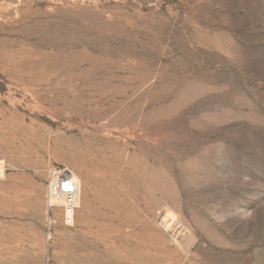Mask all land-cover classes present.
Returning <instances> with one entry per match:
<instances>
[{
	"label": "rangeland",
	"instance_id": "obj_1",
	"mask_svg": "<svg viewBox=\"0 0 264 264\" xmlns=\"http://www.w3.org/2000/svg\"><path fill=\"white\" fill-rule=\"evenodd\" d=\"M0 264H264V0H0Z\"/></svg>",
	"mask_w": 264,
	"mask_h": 264
},
{
	"label": "built area",
	"instance_id": "obj_2",
	"mask_svg": "<svg viewBox=\"0 0 264 264\" xmlns=\"http://www.w3.org/2000/svg\"><path fill=\"white\" fill-rule=\"evenodd\" d=\"M80 187L76 177L66 169H55L48 185V196L60 204L64 223L73 225L79 207Z\"/></svg>",
	"mask_w": 264,
	"mask_h": 264
},
{
	"label": "bare ground",
	"instance_id": "obj_3",
	"mask_svg": "<svg viewBox=\"0 0 264 264\" xmlns=\"http://www.w3.org/2000/svg\"><path fill=\"white\" fill-rule=\"evenodd\" d=\"M69 144V143H68ZM74 147V146H73ZM78 151V150H77ZM78 181H79V179L78 178H76Z\"/></svg>",
	"mask_w": 264,
	"mask_h": 264
}]
</instances>
